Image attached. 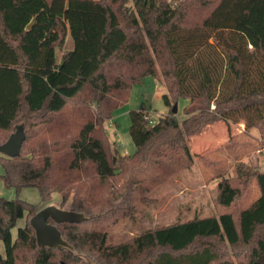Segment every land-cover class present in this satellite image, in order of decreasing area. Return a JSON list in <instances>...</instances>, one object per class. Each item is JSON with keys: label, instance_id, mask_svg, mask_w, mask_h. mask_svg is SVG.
<instances>
[{"label": "trees", "instance_id": "1", "mask_svg": "<svg viewBox=\"0 0 264 264\" xmlns=\"http://www.w3.org/2000/svg\"><path fill=\"white\" fill-rule=\"evenodd\" d=\"M149 76L166 86L167 106L188 100L185 117L151 122L146 104L131 110L136 149L123 154L105 125ZM241 121L264 149V0H0V146L19 127L25 135L18 156L0 153L17 194L0 197V264H264V171L244 161L216 186L217 204L233 210L108 242L194 166L193 137ZM252 181L258 198L237 208ZM30 187L45 207L58 193L60 208L70 200L86 217L48 220L68 246H38L30 220L40 209L20 198Z\"/></svg>", "mask_w": 264, "mask_h": 264}, {"label": "rangeland", "instance_id": "2", "mask_svg": "<svg viewBox=\"0 0 264 264\" xmlns=\"http://www.w3.org/2000/svg\"><path fill=\"white\" fill-rule=\"evenodd\" d=\"M129 6L132 7V2L129 3ZM72 48L73 40L69 34L64 50L67 51ZM60 57L61 54L58 52L59 60ZM166 93L167 88L163 82L152 76L146 77L143 83L133 86L128 102L113 111L112 119L106 122L105 127L111 142L123 154L134 153L136 149L129 133V112L131 110H138L142 104H146L151 122H157L160 117L169 113L175 115L179 120L185 117L184 108L187 106L188 100L180 98L176 105L173 102L172 107H170L163 100ZM175 106H177V112H173ZM234 125H236L233 128L234 130L232 128L228 130L226 123H218L207 131L209 137L204 139H201L199 135L193 137L190 144L192 152L195 154L194 166L179 173L156 189L151 194L156 203L140 206L134 221L125 220L114 226L109 231L108 242L116 244L132 235H141L159 226L184 222L195 216L220 215L233 210L235 206L226 208L217 204L218 192L216 186L219 175L232 178L237 163L240 161H244L256 170L261 167L260 159L264 161V149L259 150V140L247 136L244 138L232 136L233 131L238 132V129L241 128L237 124ZM228 139H231V141ZM243 142H248V144L244 147ZM205 143L210 144H206L207 149L204 151ZM240 145L243 149L240 148ZM3 173L4 169L0 165V197L13 200L17 194L14 189L5 186L1 178ZM258 196V187L252 181L248 192L237 202L236 207L245 209ZM20 198L34 204L40 210L45 208V204L41 201L36 188L24 189L20 194ZM60 203L61 195L54 194L50 205L60 208ZM69 204L70 200L61 209L70 210ZM24 226L25 219L18 220L16 227L12 230L14 240L19 229ZM0 255L2 257L6 256L2 241H0Z\"/></svg>", "mask_w": 264, "mask_h": 264}, {"label": "water", "instance_id": "3", "mask_svg": "<svg viewBox=\"0 0 264 264\" xmlns=\"http://www.w3.org/2000/svg\"><path fill=\"white\" fill-rule=\"evenodd\" d=\"M173 112H177V106L174 107ZM10 140L0 146V153L8 157H16L20 154L22 144L25 140V135L22 128H18ZM53 220L56 224L69 222L81 223L86 220L82 213L72 210H64L56 206L50 205L38 211L30 220V224L35 229L37 244L39 247L61 248L68 246L67 242L62 238L61 232L58 228L48 222ZM264 263V256L260 258Z\"/></svg>", "mask_w": 264, "mask_h": 264}, {"label": "crops", "instance_id": "4", "mask_svg": "<svg viewBox=\"0 0 264 264\" xmlns=\"http://www.w3.org/2000/svg\"><path fill=\"white\" fill-rule=\"evenodd\" d=\"M218 123L220 124V123H223V122H218ZM218 123H215V124H213V125H216V124H218ZM224 123H225V122H224ZM213 125L208 126L207 129H206L203 133H201V134L199 135L201 139H204V138H206V137H209V136L207 135V131L210 130V129L213 127ZM237 125L241 126V128L238 129V132H234V131H233L232 136H238V137L241 136L242 138H244L245 136H247V137H249V138H251V139L259 140L260 135H259V132H258V130H257L256 128H251L250 130H245V123H244L243 121L237 123ZM234 126H236V125L232 124V125H231V128L233 129ZM228 130H229V129H228ZM233 130H234V129H233ZM209 140H210V138H209ZM228 140H229V139H228ZM245 140H246V139H245ZM194 141H195V140H194ZM206 144H210V143H205V145H204V147H203L204 151L207 149V148H206ZM247 144H248V142H247V143H246V142H243L244 147H245ZM240 148L243 149V147H242L241 145H240ZM208 150H211V149H208ZM205 154H206V153H205ZM243 158H244V157H243ZM260 165H261V167L258 168V169L261 170V171H264V161L261 160V159H260Z\"/></svg>", "mask_w": 264, "mask_h": 264}]
</instances>
